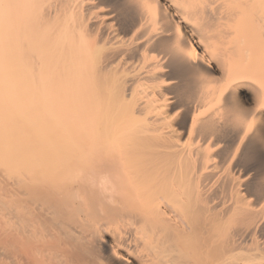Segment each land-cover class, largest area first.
<instances>
[{
	"label": "bare ground",
	"instance_id": "obj_1",
	"mask_svg": "<svg viewBox=\"0 0 264 264\" xmlns=\"http://www.w3.org/2000/svg\"><path fill=\"white\" fill-rule=\"evenodd\" d=\"M0 264H264V0H0Z\"/></svg>",
	"mask_w": 264,
	"mask_h": 264
}]
</instances>
